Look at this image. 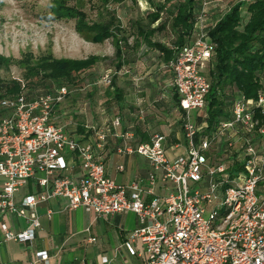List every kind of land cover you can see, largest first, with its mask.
Masks as SVG:
<instances>
[{
  "label": "built area",
  "instance_id": "1",
  "mask_svg": "<svg viewBox=\"0 0 264 264\" xmlns=\"http://www.w3.org/2000/svg\"><path fill=\"white\" fill-rule=\"evenodd\" d=\"M204 7L205 1L197 22L205 17ZM214 49L200 30L176 48L169 63L186 142L185 151L174 157L168 156L162 133L130 145L132 134L118 132L119 117L97 129L94 140L70 137L52 123L55 106L71 93L66 84L41 94L0 97V214L26 221L24 229L13 231L0 217L3 241L32 242L40 226L37 205L60 197L65 209L82 208L101 218L135 213L138 226L123 245L131 255H143V264H264V87L255 99L236 92L230 115L216 124L194 122L193 111L206 118L210 82L201 67ZM115 74L108 69L96 83L111 85ZM109 136L122 138L120 155L148 159L145 185L142 180L121 184L106 175L98 151ZM220 143L225 148L216 151ZM76 164L81 174L73 177ZM29 180L38 189L16 205L15 193ZM157 182L163 194L156 193ZM48 259V252L39 250L33 263Z\"/></svg>",
  "mask_w": 264,
  "mask_h": 264
},
{
  "label": "crops",
  "instance_id": "2",
  "mask_svg": "<svg viewBox=\"0 0 264 264\" xmlns=\"http://www.w3.org/2000/svg\"><path fill=\"white\" fill-rule=\"evenodd\" d=\"M203 1L205 17L202 22L196 20L189 41H192L200 30L208 33L234 3L243 1L241 10H245L244 13L247 14V6L254 0H200L197 7L198 15L203 7ZM133 4L128 11L130 12L128 25H122L117 17L122 29L119 34L118 56L115 41L109 38L114 49L96 53L93 52L94 46L99 42H93L86 48L90 52L88 56L71 58L84 59L100 55L101 60L80 73V77H85L84 79L82 77L80 84L68 85L71 89L68 95L70 97L67 96L57 109L55 108L52 123L62 127L64 132L67 131L66 133L77 141L94 140L97 129L109 126L114 117H119L118 132L132 134L130 145L148 142L153 134L162 133L166 136L168 156L174 157L186 148L181 127L183 111L179 105V97L171 84L173 73L169 67L177 48L173 44L176 35L170 28L171 18L167 9L161 10L158 18L152 21V14L156 13L162 1L140 0V9L135 2ZM167 4L169 9L170 5ZM132 8L134 16L131 14ZM160 24L163 26L158 28ZM208 40L212 42L209 36ZM105 56L108 58L113 56V65L117 69L116 77L113 78L114 83L108 86L97 84V79L95 80V71ZM213 56L210 62L201 67L205 77L204 69L208 68L209 76ZM119 63L120 68L117 67ZM237 91L234 89L235 93ZM79 92L84 94L81 107L75 104ZM66 107H69L70 115L67 121H64ZM230 109L231 105L228 108L229 115ZM192 118L198 125L208 123L207 113L205 118L194 111ZM119 145H122L121 137L109 136L98 151L103 158L106 175L121 184L142 180L145 185L151 170L148 159L136 153L120 155L117 152ZM222 148H225V143H220L215 150L222 151ZM119 164L123 166L122 171L116 170ZM70 174L73 177L81 174L79 164L75 165ZM1 183L2 178L0 186ZM37 189L36 184L29 180L15 193L14 202L18 205L23 197ZM154 189L158 194L164 193L159 182L155 184ZM64 206L65 200L60 197L37 205L40 226L32 242L3 241L0 232V263L43 264L33 263V260L36 251L45 250L49 255L48 264H143V255H131L123 245L130 232L138 226L135 213L127 211L101 218L82 208L65 209ZM0 217L13 231L26 227L25 218L9 213L0 214ZM90 238L95 240L90 241ZM135 244L137 250H141L140 243ZM103 257L108 259L106 263L102 262Z\"/></svg>",
  "mask_w": 264,
  "mask_h": 264
},
{
  "label": "trees",
  "instance_id": "3",
  "mask_svg": "<svg viewBox=\"0 0 264 264\" xmlns=\"http://www.w3.org/2000/svg\"><path fill=\"white\" fill-rule=\"evenodd\" d=\"M111 1L118 4L124 0ZM157 1H162V5H159L156 13L152 14V21L158 18L161 10L167 9L171 18L170 28L176 35L174 46L188 44L198 16L197 7L200 0ZM243 3V1L234 3L208 31L210 40L215 44L213 66L209 70L210 88L206 96L209 125H214L219 119L229 116L228 108L235 94L234 89L248 99H255L257 92L264 87V0H254L248 4V15L244 22L241 10ZM166 4L170 5L169 9ZM78 15L77 27L93 34V42H103L112 38L118 56L119 34L122 29L115 13L110 12L104 22L92 24L84 23L82 14ZM162 26L163 24H160L158 28ZM100 60L99 56L84 59L55 58L51 53H47L36 59L24 57L19 63L22 64L21 67L23 66L22 76L27 80L29 90L30 87H36L43 89L44 92H50L62 84L70 86L77 84L80 81V73L95 66ZM12 63L14 60L3 59L0 56V65L8 67ZM120 66L121 63L117 64L118 68ZM113 83L112 80L111 84ZM18 91L16 82L0 80V97L15 95ZM228 93L231 94L230 97ZM26 94L33 92L29 91Z\"/></svg>",
  "mask_w": 264,
  "mask_h": 264
},
{
  "label": "rangeland",
  "instance_id": "4",
  "mask_svg": "<svg viewBox=\"0 0 264 264\" xmlns=\"http://www.w3.org/2000/svg\"><path fill=\"white\" fill-rule=\"evenodd\" d=\"M134 2L139 8L140 0H125L119 4L111 0H0V56L3 59L14 60L8 67L0 65V80L16 82L19 87L16 94H25L29 91L33 94L45 93L41 88L30 87V90L27 88V80L22 76L23 66L21 67L19 61L27 56L36 59L47 53H51L55 58L88 56L90 52L86 48L93 43V34L77 27L78 14H82L84 23L92 24L106 21L108 14L114 12L122 25L126 26L130 18L128 11ZM244 11L242 10L243 22L247 16ZM133 12L132 8L131 14L134 16ZM94 48L93 52L104 53L114 49V45L108 39L103 43L99 42ZM110 58L113 59V56L109 58L105 56V59H102L95 71V80H98L106 69L117 71L113 65L114 59ZM204 72L209 78L208 68H205ZM114 76L116 77V74ZM82 77L79 78L78 84L83 80ZM83 95L80 92L77 95L75 104H79L80 107L83 105ZM230 95L228 93L229 97ZM59 105L60 103L55 108L57 109ZM68 109L69 107L65 108L64 121H67L70 115Z\"/></svg>",
  "mask_w": 264,
  "mask_h": 264
}]
</instances>
